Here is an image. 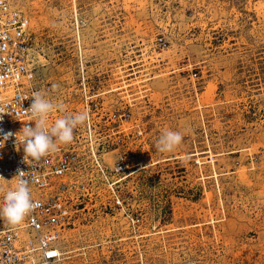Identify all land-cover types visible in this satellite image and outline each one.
Returning a JSON list of instances; mask_svg holds the SVG:
<instances>
[{"label": "rangeland", "instance_id": "obj_1", "mask_svg": "<svg viewBox=\"0 0 264 264\" xmlns=\"http://www.w3.org/2000/svg\"><path fill=\"white\" fill-rule=\"evenodd\" d=\"M15 3L40 93L136 153L125 212L86 183L60 264H264V0ZM166 130L182 141L161 153Z\"/></svg>", "mask_w": 264, "mask_h": 264}, {"label": "built area", "instance_id": "obj_2", "mask_svg": "<svg viewBox=\"0 0 264 264\" xmlns=\"http://www.w3.org/2000/svg\"><path fill=\"white\" fill-rule=\"evenodd\" d=\"M13 1L0 0V106H7L8 112L0 114V140L7 133L13 134L0 142V206L5 193L16 186L18 170H22L29 181L35 207L15 225L0 218V264H60L66 253L60 240L81 204L86 183L98 180L95 175L103 186L101 190L106 192L105 197L101 195L102 207L125 212L124 198L118 188L124 181L119 174L127 169L124 161L128 153H116L114 165H104L99 151L107 152L111 145L122 140L119 136L114 140L95 136L100 123L95 121L96 113L86 102L82 107L65 106L63 113L53 112L48 119L51 126L57 118L87 111L90 119L74 130L72 142L59 144L56 151L39 161L24 159V138L16 134L24 126L34 127L30 115L24 111L30 107L32 94L41 90L35 79L29 77L32 33L21 9L12 8ZM24 76H28L27 82L21 80ZM81 78L83 84L84 75ZM11 88L12 92L7 93ZM137 133L141 135L142 131Z\"/></svg>", "mask_w": 264, "mask_h": 264}, {"label": "clouds", "instance_id": "obj_3", "mask_svg": "<svg viewBox=\"0 0 264 264\" xmlns=\"http://www.w3.org/2000/svg\"><path fill=\"white\" fill-rule=\"evenodd\" d=\"M30 107L24 112L30 115L34 127L31 125L24 126L19 133L23 136L24 159L31 158L39 161L41 158L57 150L59 144H68L72 142L74 130L84 125L89 119V113L82 111L74 114H67L61 118L55 119L51 126L48 125L50 115L55 112H64V106L60 103H54L46 98L40 92H34L31 96ZM7 106H0V114L8 113L5 111ZM2 118V115H0ZM12 133L4 135L7 140ZM182 141V135L177 131L166 130L159 136L156 142L157 151L171 152ZM16 177V186L8 190L3 197V205L0 206V218H4L10 224H18L24 220L35 207L31 198L29 181L25 179V172L18 170Z\"/></svg>", "mask_w": 264, "mask_h": 264}, {"label": "bare ground", "instance_id": "obj_4", "mask_svg": "<svg viewBox=\"0 0 264 264\" xmlns=\"http://www.w3.org/2000/svg\"><path fill=\"white\" fill-rule=\"evenodd\" d=\"M11 6H12V8H18V6L16 5V3H15V0L13 1V3L11 4ZM23 12V11H22ZM23 15L26 17L25 18V20L27 21V25H28V28H30V19H29V16H28V14L27 13H24L23 12ZM3 20V19H2ZM77 20V19H76ZM2 22V21H1ZM4 22V21H3ZM78 28V27H77ZM31 29V28H30ZM33 76H34V73L32 72V71H30L29 72V77L30 78H33ZM23 82L25 81V82H27V80H28V76L26 77V76H24L23 77V79H21ZM10 92H12V88L8 91L7 90V93H10ZM121 146V145H120ZM125 150L127 151V153H128V159L126 160V161H124V163L126 164V166H127V169H126V171H128L129 172V169H130V165H131V163L133 162V160L135 159V157H136V153H135V151H134V149H129L128 147H125ZM115 150H113L112 152H110L109 150L107 151V152H105L104 154H105V156H107L106 158H103V159H105L106 160V162L109 164V166H112V165H114L113 163H114V157H113V155L112 154H115V152H114ZM126 171L125 170H122V172L119 174V177H120V179H125L126 178V176H127V173H126ZM121 185H123V184H121ZM109 212V211H108ZM73 219H71V221H72ZM72 224H73V222H71Z\"/></svg>", "mask_w": 264, "mask_h": 264}]
</instances>
